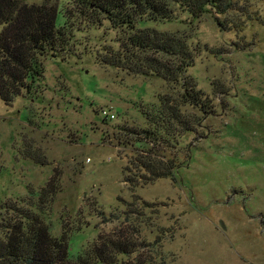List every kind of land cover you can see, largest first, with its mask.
<instances>
[{
  "label": "rangeland",
  "instance_id": "1",
  "mask_svg": "<svg viewBox=\"0 0 264 264\" xmlns=\"http://www.w3.org/2000/svg\"><path fill=\"white\" fill-rule=\"evenodd\" d=\"M167 1L173 18L144 26L185 35L195 54L185 75L212 105L205 116L183 106L203 117L201 126L158 150L178 165L175 178L125 181L135 170L131 157L147 145L140 135L118 143V125L145 127L141 109L181 88L98 63L104 46L119 45V30L104 20L76 26L65 59L41 58L34 97L0 99L1 199L30 203L50 191L45 221L53 235L67 230L73 257L101 238H120L134 242L135 251L120 256L129 263L264 264V0H234L220 16L231 29Z\"/></svg>",
  "mask_w": 264,
  "mask_h": 264
},
{
  "label": "trees",
  "instance_id": "2",
  "mask_svg": "<svg viewBox=\"0 0 264 264\" xmlns=\"http://www.w3.org/2000/svg\"><path fill=\"white\" fill-rule=\"evenodd\" d=\"M64 1L66 6L60 10L57 2L28 4L23 0H0V99L11 104L23 92L34 97L37 82L44 73L41 58L65 59L72 52L69 41L76 26L80 30V24L102 25L106 20L119 30L120 37L116 40L119 45L104 46L96 54L98 63L144 77L158 76L169 84H180L181 88L176 97L160 96L158 106L141 109L147 122L145 127L118 125L124 136L119 138L116 133L118 143L129 144L133 135H140L138 142L143 140L147 145L140 154L131 157L135 170L125 181L137 186L163 177L174 179L178 165L173 159H163L158 150L178 144L180 136L201 126L203 117L182 111L183 106L197 108L205 116L211 113L212 105L196 87L195 80L185 75L195 56L185 35L144 26L148 21L171 20V5L167 0ZM173 2L192 18L210 13L222 29L235 28L220 19L234 9V0ZM49 192L46 193V188L39 191L38 200L30 203L4 201L0 196V264H144L120 258L135 251L133 241L120 238H101L73 257L67 230L53 235L45 221L49 206L43 197Z\"/></svg>",
  "mask_w": 264,
  "mask_h": 264
},
{
  "label": "built area",
  "instance_id": "3",
  "mask_svg": "<svg viewBox=\"0 0 264 264\" xmlns=\"http://www.w3.org/2000/svg\"><path fill=\"white\" fill-rule=\"evenodd\" d=\"M101 114H102V117H104L108 120L114 118V115L109 113L107 110H103Z\"/></svg>",
  "mask_w": 264,
  "mask_h": 264
}]
</instances>
